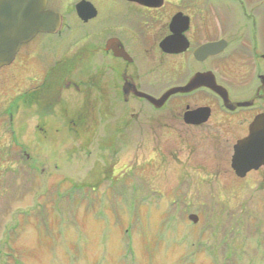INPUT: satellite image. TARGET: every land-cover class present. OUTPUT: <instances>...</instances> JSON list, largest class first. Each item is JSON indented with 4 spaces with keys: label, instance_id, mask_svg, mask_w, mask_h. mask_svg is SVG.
<instances>
[{
    "label": "rangeland",
    "instance_id": "1",
    "mask_svg": "<svg viewBox=\"0 0 264 264\" xmlns=\"http://www.w3.org/2000/svg\"><path fill=\"white\" fill-rule=\"evenodd\" d=\"M73 1L58 35H38L0 72V264H232L228 244L240 264H264V167L237 178L228 136L163 133L139 104L136 119L117 118L115 62L97 51L115 5L83 25ZM215 3L220 37L240 11ZM124 121L137 128L123 133Z\"/></svg>",
    "mask_w": 264,
    "mask_h": 264
},
{
    "label": "flooded vegetation",
    "instance_id": "2",
    "mask_svg": "<svg viewBox=\"0 0 264 264\" xmlns=\"http://www.w3.org/2000/svg\"><path fill=\"white\" fill-rule=\"evenodd\" d=\"M82 1L90 3L97 11V16L86 23L80 20L76 11L77 4ZM208 1L163 0L161 7L151 8L128 0H77L73 1L69 11L80 23L88 25L102 17V9L115 5L113 25H99L98 34L102 33L107 40L97 51L104 49L103 57L115 62L117 118H126L128 115L124 113L132 110L129 117L136 119L134 105L139 104L142 109H149L148 118L153 120L155 129L169 134L180 133L181 130L201 132L209 128L216 135L228 136L226 142L229 145L232 142L234 153L235 145L249 137L251 126L264 115V0H226L233 5L231 11H235L236 6L240 14H230L224 35L220 37L217 34L216 0ZM65 7L63 0H47V9L61 15L62 28L67 17L63 10ZM175 37L171 47L179 52L162 51L161 43ZM110 39L118 40L116 45L127 53V59L115 57L113 51L107 50ZM208 45H215V49L201 51ZM82 59L83 56H76L71 58V62ZM57 67L56 63L49 68L40 86L33 91L37 97L43 92L50 93L51 86L57 82ZM223 69H227L226 78L219 73ZM197 75H208L210 82L214 80L223 87L228 95V104L225 105L221 97L206 87L174 94L160 108L135 92L161 99L172 89L186 87ZM161 82L162 89L155 94ZM66 88L70 89V86L63 82L53 100L45 102L43 108L50 111L52 107L50 112L53 113L61 102L58 101L60 94ZM33 92L30 90L28 93ZM79 106L84 111L87 100H82ZM203 108L209 109L208 119L198 124L204 118L200 114L192 118L195 123H190L191 118L187 119L186 115ZM131 124L124 121L121 131L133 132L132 129L137 127L131 129ZM256 172H250L246 178Z\"/></svg>",
    "mask_w": 264,
    "mask_h": 264
},
{
    "label": "water",
    "instance_id": "3",
    "mask_svg": "<svg viewBox=\"0 0 264 264\" xmlns=\"http://www.w3.org/2000/svg\"><path fill=\"white\" fill-rule=\"evenodd\" d=\"M137 2L151 8H159L163 0H128ZM47 0H0V70L11 65L16 59L22 45L31 42L38 34H57L62 27L60 14L47 10ZM78 17L83 22H88L97 16V11L90 3L82 1L76 6ZM174 26V23H173ZM175 30L174 28H172ZM172 38L161 43L162 51L166 53H177L179 50L171 47ZM118 40L110 39L107 42V50L113 51L115 57L127 59V53L117 47ZM219 46V45H218ZM215 45H208L201 51L214 50ZM219 53V52H218ZM206 87L215 92L225 105L228 104V95L225 89L209 79L207 75H197L189 85L184 88H175L165 93L161 99H155L147 94L136 92L141 98L153 103L160 108L166 100L177 93H188L195 89ZM205 113V116H204ZM201 114L203 123L209 117V109H201L189 113L186 118H191L190 123H195L193 117ZM264 115L259 117L251 126L249 137L239 141L234 147L232 158V169L239 178H244L251 171H257L264 166ZM189 219L197 223L198 217L190 215Z\"/></svg>",
    "mask_w": 264,
    "mask_h": 264
},
{
    "label": "trees",
    "instance_id": "4",
    "mask_svg": "<svg viewBox=\"0 0 264 264\" xmlns=\"http://www.w3.org/2000/svg\"><path fill=\"white\" fill-rule=\"evenodd\" d=\"M82 51H84V50L82 49ZM14 224H16V222H14ZM229 230H232V229H229ZM233 237H234V236H232V239H234L236 236H235L234 238H233ZM251 239H252V238H251ZM230 240H231V239H230ZM202 244H203V243H202ZM230 246H231V245L228 244L227 249H226L225 252H224V253H225V254H224V257L229 258V257L227 256V254L230 253V254L233 256V259L235 260L234 263H232V264H240V259H241V258H240L239 253L236 254L235 252H233L232 249H231L230 251H228V250L230 249ZM205 247H207V246H205ZM238 259H239V260H238ZM226 260H227V259H226ZM226 260H225V262L227 263L228 260H227V261H226ZM237 262H238V263H237ZM228 263H230V262L228 261ZM15 264H16V263H15Z\"/></svg>",
    "mask_w": 264,
    "mask_h": 264
}]
</instances>
